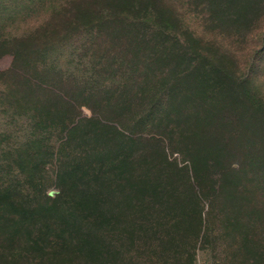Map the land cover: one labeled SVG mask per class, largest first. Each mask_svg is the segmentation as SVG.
<instances>
[{"label":"trees","instance_id":"trees-1","mask_svg":"<svg viewBox=\"0 0 264 264\" xmlns=\"http://www.w3.org/2000/svg\"><path fill=\"white\" fill-rule=\"evenodd\" d=\"M263 61L264 0H0L1 112L86 145L59 166L71 211L57 202L49 237L0 245V264H64V250L65 264H221L219 195L264 170V100L249 87ZM7 183L0 203L24 206Z\"/></svg>","mask_w":264,"mask_h":264},{"label":"rangeland","instance_id":"rangeland-1","mask_svg":"<svg viewBox=\"0 0 264 264\" xmlns=\"http://www.w3.org/2000/svg\"><path fill=\"white\" fill-rule=\"evenodd\" d=\"M55 48L64 49V47ZM68 56L72 59L66 57L64 60L66 68L72 69L76 66L77 69L83 70L82 65L86 61L84 57L80 54L76 56L77 59L74 54ZM76 62L79 64L76 65ZM243 68L242 73L249 72L250 74L249 67L243 66ZM253 72V75L251 72L253 80L249 87L253 90V95L264 100V61ZM83 110L89 113L86 107H83ZM26 112L25 108H21L16 114L12 107L9 115H4L0 110V186L8 184L9 179L13 180L15 186L12 187L11 194H14L12 198L17 200L19 195H23L25 201L24 206H15L8 202L0 203V245L20 246L23 240L31 239L32 234L40 230H43L46 238L49 237L50 223L47 220L51 219L55 205L61 203L58 209L61 213L71 211L67 205L71 194L66 189L60 194L56 185L58 180L59 182L64 181L63 175L59 174V166L66 159L67 153L82 158V153L86 148V145L81 142L70 143L69 132H64L62 128L57 127L59 135L55 134V129L49 123L42 126V122L32 119ZM52 133L57 135L56 145L59 147L53 153L47 154L48 150L43 149L41 143H46ZM62 143H69L77 150L73 153L69 152V148L63 150L60 147ZM246 158V155L243 156L242 161ZM242 161H240L241 169L244 167ZM243 171L239 182L247 190L245 189L246 191L242 194L219 195L220 199L225 201L227 211L224 225L231 226L224 239L228 247L223 254L225 258H222L221 264H264V170L250 167L243 168ZM229 182L228 180L227 185ZM256 215L258 221L255 218ZM237 216L238 222L235 220ZM239 230L242 232V238L237 235ZM247 235L249 238L245 237ZM239 241H245L244 243H249L253 248L242 246L239 249L236 245ZM28 244H22V246L30 252L33 246ZM64 252L66 253L63 261L65 264L68 251L64 250ZM198 264H216V262L212 257L201 253Z\"/></svg>","mask_w":264,"mask_h":264}]
</instances>
